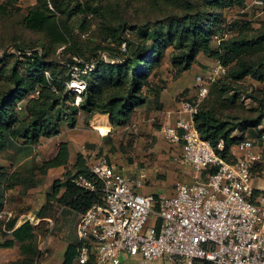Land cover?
I'll use <instances>...</instances> for the list:
<instances>
[{
  "label": "trees",
  "instance_id": "16d2710c",
  "mask_svg": "<svg viewBox=\"0 0 264 264\" xmlns=\"http://www.w3.org/2000/svg\"><path fill=\"white\" fill-rule=\"evenodd\" d=\"M249 1L35 0L25 12L17 6L18 0L0 2V23L12 20L17 30L0 56V156L6 161L0 165V210L9 190L20 187L24 195L37 184L34 170L44 175L56 168H63L64 181L53 182L52 191L46 193L48 208L39 216L50 217L54 206H67L80 214L101 202L102 186L90 173L86 157L78 153L70 164L66 142L58 145L51 158L35 161L29 176L17 168L21 164L14 162L16 153L58 135L62 117L72 125L82 113L89 125L98 116L108 115L113 131L126 125L146 102L148 78L168 57L179 73L190 69L198 55L218 59L226 68L223 80L211 85L198 106L194 121L216 153L227 162L235 161V147L246 132L258 137L264 131L259 130L264 94L261 98L253 91L247 95L258 105L254 116L240 117L235 106L242 81H264V15L256 17ZM232 8L251 10L259 26H251L250 20L229 25L225 10ZM102 55L108 59L103 61ZM88 64L94 68L81 74L85 88L76 105V93L68 85L74 71H84ZM95 127L108 130L105 124ZM79 177L93 182L96 191L76 185L74 179ZM43 224L25 222L2 244H20L25 261L16 264L34 263ZM12 227L11 223L8 228ZM78 246H68L61 264H72ZM88 264H93V256Z\"/></svg>",
  "mask_w": 264,
  "mask_h": 264
},
{
  "label": "built area",
  "instance_id": "2783aa9c",
  "mask_svg": "<svg viewBox=\"0 0 264 264\" xmlns=\"http://www.w3.org/2000/svg\"><path fill=\"white\" fill-rule=\"evenodd\" d=\"M256 17L264 15V0H250ZM106 61L108 57L102 55ZM74 71L68 85L76 93L77 105L85 83ZM76 70V69H75ZM226 68L220 60L196 79V93L180 101L174 123L163 133L171 146H177L174 158L194 170L190 183H178L169 194L143 195V181L122 172L106 156L90 158L87 167L101 183L102 201L79 214L75 234L79 246L72 264H122L123 257L139 256L143 262L166 258L158 264H264V187L253 185L256 173L264 178V164L258 145L264 144V131L258 137L244 138L235 147L236 159L227 162L198 132L194 117L213 83ZM264 166V165H263ZM205 172L204 180L199 176ZM199 178V179H198ZM74 183L95 192L93 182L82 177ZM151 221L144 229L150 216ZM31 214L16 215L0 210V233H11L25 222L37 225ZM12 223V229L8 226Z\"/></svg>",
  "mask_w": 264,
  "mask_h": 264
},
{
  "label": "rangeland",
  "instance_id": "374dc122",
  "mask_svg": "<svg viewBox=\"0 0 264 264\" xmlns=\"http://www.w3.org/2000/svg\"><path fill=\"white\" fill-rule=\"evenodd\" d=\"M2 1L3 0H0V2ZM34 1L35 0H18L17 6L21 11L25 12L27 8L34 4ZM253 18L254 12L249 9L240 10L232 8L225 10V19L229 25H232L235 23V21L250 20L251 26L253 25V27H258L260 20ZM16 31L17 30L15 29L14 22L12 20H7L4 23H0V56L5 50H7L9 44L12 43L13 35L16 33ZM1 37H3V39ZM217 46V41L213 39L212 47L216 48ZM8 52L11 53L12 50H8ZM217 60L218 59H214L212 57L198 55L190 69L179 73L176 66L170 61L168 57L162 61L160 66H158L148 78L149 85L151 87L148 88L147 94H157L158 98H162L163 96H171V99H174L175 103H180V101L183 99H191L196 93V79L199 76H203V74H205ZM241 87L242 89L240 90V97L238 102L235 104V106H238L239 109L237 115L240 117L243 115L254 116L257 114V110L253 109H256L258 105L251 99L247 98V95L250 91H253L256 96L261 98L262 94H264V81H256L251 78H246L241 82ZM76 100L77 97L75 101ZM144 104L136 109L126 125L118 126V128L113 131L111 128L112 124H109L110 127L108 126V128H110V132L107 133L104 138L101 137L100 131L98 129L96 130V127L94 126L96 121L93 120L89 125H86L84 123V116L82 113H79L76 116V122L72 125L69 124L70 121L67 117H62V119L59 121L60 132L58 135L42 139L41 142L31 150H26L25 148L17 152L14 162H16V164L20 162L19 164L21 165L17 166L18 169L20 168V173L23 175L26 173V176H29L31 168L37 165L36 162L42 161L45 157L50 158L54 150H56L57 145L63 141L70 145L71 157H73V155L76 153H82L85 155L87 161L90 158H97L100 156H106L110 158L111 155H115L116 160H118L119 157L127 160L140 159L141 163H139V166L143 167L144 163L148 162V159L150 161H156V159H158V162H162L161 166L164 167L165 173L159 174L157 176V180L165 186L169 184L170 187L169 189L167 188L164 191H160V194L169 195L172 193L171 190L173 189L175 182L179 181L180 183H183L186 181V179L184 181L176 179L174 174L176 169L175 166H181L178 161L174 160V158L178 157L179 150L177 146H171L166 141L163 128L168 126V124L160 123V114L158 116L154 115V121L151 123L152 127L157 130L155 135L150 136L142 132V129L146 131L147 127L144 128L141 124L144 122L147 123V120L149 119L148 117L151 115L152 110L155 111V105L148 108V110H144ZM162 107L159 108V111L162 109ZM143 115H145L146 118H142ZM105 125H107V123H105ZM263 128L264 121L259 127V130ZM245 136L246 138H253L249 131L246 132ZM258 149L264 162V144L258 145ZM9 152L12 153L11 150ZM5 162L6 161L4 160L3 156H0V165L4 164ZM263 165L264 164L260 165L258 171H261L264 168ZM161 166L159 164L157 168L159 169ZM34 171V182H38L39 184H36L37 187L34 188V193L36 194H38V191H41V193L44 192L45 185L51 182L53 179L56 180V177H59L57 174L40 176L36 170ZM204 176L205 172L202 173L199 176L200 179H198L203 181ZM192 179L193 178L189 179V181H192ZM253 185L256 189L261 190L264 187V178L262 176H256L253 181ZM20 190L21 188L19 187L16 192L20 193ZM48 190H50V188ZM14 198L15 197H12L8 200L15 204V201H12ZM19 203H21V206H23L21 210L22 214H27L28 211L32 212L31 209L35 207L34 204H31L33 203L31 201L25 202L24 200H19L18 204ZM36 204H38V201ZM152 217L153 216L151 215L146 221V224L143 227V232L144 229L149 225ZM63 218V215L60 216L54 230L51 231L50 224L52 223L43 224V232L38 235L36 242V251L38 255L33 264H43V262L46 260L49 261L48 264H60L63 256V253H61V243L60 241H57L55 246L51 245L54 244V236H61L60 230L64 224ZM6 240L7 238H0V263L16 264L19 261L24 262L25 258H23L19 248L20 244L17 242L16 245L12 247H3L2 243ZM50 247L51 252L49 253ZM63 250H65L64 247ZM46 253H49L48 258V254L46 255ZM122 260V264H158L159 262L167 261L166 258H162L152 262H143L139 256L123 257ZM170 264L181 263L175 260Z\"/></svg>",
  "mask_w": 264,
  "mask_h": 264
},
{
  "label": "crops",
  "instance_id": "0c3cea01",
  "mask_svg": "<svg viewBox=\"0 0 264 264\" xmlns=\"http://www.w3.org/2000/svg\"><path fill=\"white\" fill-rule=\"evenodd\" d=\"M146 96H147V98H146V102L144 104L143 109L148 110V108L155 105V111L152 110L151 115L148 117L149 119L148 120L146 119L148 124L145 122L143 124H141L144 128L147 127L146 131L144 129H142V132L145 134H148L150 136H154L157 130H155L152 127L151 123L154 121L155 116H158L160 114L159 115L160 123L168 124V125L173 124L175 119L178 116L177 111H178L180 103H175L174 99H171V96H163L162 98H160V97L158 98L157 94H154V93H149ZM161 107H162V109H160V111H159V108H161ZM142 118H146L145 115H143ZM146 120H144V121H146ZM94 121H96L95 125L107 123L106 126L110 127L109 124H111L109 121L108 115H100L96 119H94ZM111 128H112V130H114L113 126H111ZM96 130H97V128H96ZM109 132H110V128H108L107 131L106 130L100 131L101 137L104 138L107 135V133H109ZM63 142H65V141H63ZM60 143H62V142H60ZM58 145H57V147H58ZM68 149H69V163L72 164L78 153L74 154L73 157H71L70 156L71 150H70L69 144H68ZM56 150H57V148H56ZM56 150H54L52 156L55 154ZM47 159H49V157H45L43 160H47ZM108 159H109L110 163L112 165H114V167H116V169H118L122 172L128 173L132 177L141 179L143 181L144 184L139 191L143 195L159 194L160 191H164L167 188L168 189L170 188L169 184L165 186L164 184H161L157 180V176L159 174L165 173L164 167L161 166L162 162H158L157 161L158 159H156V161L155 160L150 161L148 159V162L144 163L143 167L139 166L140 165L139 163H141L140 159H137V160H132V159L129 160L128 159L127 160V159L119 157V159L116 160L115 155H111L110 158L108 157ZM178 163L181 166L177 167L174 165L176 167V169L174 171L175 178L183 180V181L186 179V181H184L183 183H190L191 181H189V179L194 178V176H195L194 170L191 167L182 164L180 161H178ZM159 164H160L161 168L158 169L157 166H159ZM257 171H258V169H257ZM55 174L59 175V177L55 178L57 181H60V182L64 181V179L62 177L63 168L50 169L44 175H55ZM256 174L261 176V174L259 172ZM44 175H40V176H44ZM56 180L53 179L51 182H49L48 184L45 185V187H44L45 191L42 192L43 194L41 193V191H38V194L34 193V191H35L34 188L37 187L36 185L34 187L28 189L24 195L16 192L19 189V187H16L12 190H9L7 192V195H6L5 208L12 210L18 216V215L22 214L21 210L23 207V206H21L22 205L21 203L18 204L19 200H24L25 202L26 201L33 202L31 204H34L35 207H33L31 209L32 212L28 211L27 213L34 215L39 220V222H43L45 224L52 223V224H50V226H51L50 231L54 230L57 221L59 220L60 216L63 215L64 216V218H63L64 224L62 225V227H61L62 229L60 230L61 236H58V235L54 236V237L52 236L54 244L51 245V246H55L56 242L60 241L61 246H62L61 253H63L62 260L60 262V264H61L64 260V253H65L66 249L68 248V246H71V245L75 246L78 243V239H77L76 234H75V229H76L79 214L67 206H61V207L54 206L53 212H50V214H52L50 217L39 216L41 210H42L41 212H46V209L48 208V203L46 201V193H50L52 191L53 182ZM36 183H37V185H39L38 182H36ZM178 183H180V182L179 181L175 182L174 187L171 190V192L174 191V189ZM49 188H50V190H48ZM61 191L63 192V189ZM33 195H35V196H33ZM12 197H15L14 200H12V201H15L14 202L15 204H13L11 201L8 200L9 198H12ZM37 201H38V204H36ZM20 225H22V223L19 224L16 228H18ZM33 226H35V225H33ZM1 237L7 238V240L11 239L10 233H8L5 236H0V238ZM6 241H4L3 243H5ZM14 245H16V243ZM63 247L65 250H63ZM50 252H51V247L49 249V253ZM49 253H46V255L48 254L47 258L49 257ZM48 263H49V261H47V260L45 262H43V264H48ZM0 264H2V263H0Z\"/></svg>",
  "mask_w": 264,
  "mask_h": 264
},
{
  "label": "bare ground",
  "instance_id": "6f19581e",
  "mask_svg": "<svg viewBox=\"0 0 264 264\" xmlns=\"http://www.w3.org/2000/svg\"><path fill=\"white\" fill-rule=\"evenodd\" d=\"M31 219L33 220V221H37V218H35V217H31Z\"/></svg>",
  "mask_w": 264,
  "mask_h": 264
}]
</instances>
